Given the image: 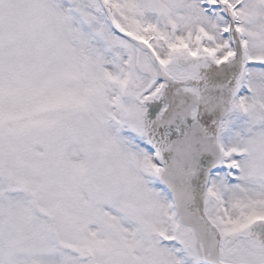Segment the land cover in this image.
Segmentation results:
<instances>
[{
	"label": "snow or ice",
	"instance_id": "6c2138e0",
	"mask_svg": "<svg viewBox=\"0 0 264 264\" xmlns=\"http://www.w3.org/2000/svg\"><path fill=\"white\" fill-rule=\"evenodd\" d=\"M0 264H264V0H0Z\"/></svg>",
	"mask_w": 264,
	"mask_h": 264
}]
</instances>
